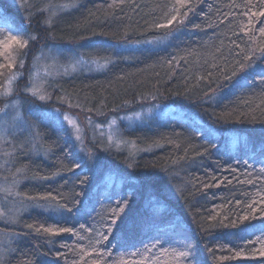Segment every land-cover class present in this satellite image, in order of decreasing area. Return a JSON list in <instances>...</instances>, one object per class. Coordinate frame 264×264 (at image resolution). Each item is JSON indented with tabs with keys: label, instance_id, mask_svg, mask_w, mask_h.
Returning <instances> with one entry per match:
<instances>
[{
	"label": "trees",
	"instance_id": "obj_1",
	"mask_svg": "<svg viewBox=\"0 0 264 264\" xmlns=\"http://www.w3.org/2000/svg\"><path fill=\"white\" fill-rule=\"evenodd\" d=\"M261 12L264 0H0V90L31 47L4 42L37 34L26 59L52 62L53 97L96 113L147 100L187 112L120 123L121 142L102 150L110 186L23 92L17 126L12 110L0 118V264H264V58L235 81L264 53Z\"/></svg>",
	"mask_w": 264,
	"mask_h": 264
},
{
	"label": "rangeland",
	"instance_id": "obj_2",
	"mask_svg": "<svg viewBox=\"0 0 264 264\" xmlns=\"http://www.w3.org/2000/svg\"><path fill=\"white\" fill-rule=\"evenodd\" d=\"M1 1L6 4L9 2V0ZM11 1L16 2V0ZM24 23L26 27L31 26L32 31L39 32L36 28V23H32L30 20H26ZM35 36L37 37L38 35L36 34ZM37 40L38 37L31 43L29 39L27 47H23L24 49H28L29 44H31L29 50H26L28 51L26 56L19 60V62L16 63L15 61L12 64V72L10 71L11 73L5 86L0 90V118L3 115V119L5 120L11 118L12 110L15 112V120L11 125L14 124L17 126L19 118L16 119L18 116L16 105L21 104L23 92L28 94V97L31 95L32 98H35L33 104L30 102L32 106H40V103H43V106L48 108L47 110H49V113L51 112V116L57 120L58 124L68 128L72 132L78 144V150L83 154L82 157L92 165L91 168H93L95 176L99 174L102 180L104 178L103 184L111 186L117 181L116 176L108 173L107 170L108 167L110 168L116 165L102 150L105 146L117 145L121 142V136L119 135L121 130L120 123L125 122L134 125L143 122L144 119L150 121L171 113L181 115L187 113L186 110L175 107L172 104H159L149 100L138 103L134 106L135 108L128 112L116 111L111 113H96L94 111L78 110L75 104L71 103L69 100L53 97L48 89L49 75H53L57 72L54 71L51 64L52 62L44 58L45 54L41 58L34 59L37 53L36 50L42 44V42L38 43ZM32 52H36L32 54L34 58L27 60L26 58L29 57ZM50 54L52 55V53ZM263 58L264 53H254L249 63L238 73L235 81L243 80L251 73L255 72V70L259 71L258 69L263 68L261 64ZM55 59L58 61V56H56ZM78 66H80V64H78ZM25 69L28 71L27 76H25ZM41 97H43V99H41ZM139 106L141 109L138 108ZM1 125L4 124L1 123ZM5 128H7V126H5ZM133 146L134 145L131 144V150L136 149L135 146ZM3 241H5V239L3 236H0V244Z\"/></svg>",
	"mask_w": 264,
	"mask_h": 264
},
{
	"label": "snow or ice",
	"instance_id": "obj_3",
	"mask_svg": "<svg viewBox=\"0 0 264 264\" xmlns=\"http://www.w3.org/2000/svg\"><path fill=\"white\" fill-rule=\"evenodd\" d=\"M253 15H256V14L253 13ZM259 15L260 16H264V12L259 13ZM173 19H175V18H173ZM169 23H171V21ZM261 32L264 33V29H261ZM29 39L30 40H35V39H37V37L36 36H31V37L24 38V39H22L19 35H14V36L9 37L8 40L4 42V47H5L6 52H7V49L12 48L13 45H17V46H19L21 48L27 47ZM9 66H11V65H9ZM41 99H43V97H41ZM76 166L79 167L78 164ZM53 199H55V198L53 197ZM60 207L64 208L65 206L64 205H60ZM125 207H127V203L126 202H125L124 205L119 206L118 209H113L112 210V218L110 220L109 227H108V231L109 232L113 231V226L116 225L119 222L120 213L124 212ZM66 211L71 212L72 208L71 207H67ZM245 219H247V217H245ZM37 230L39 231V229H37ZM43 231L45 233H49L51 235H58L60 233H71L72 229L71 228H67V227H45L43 229ZM102 235H104L105 239L108 238L107 235H105L103 233H102ZM133 254H135V253H133ZM179 255L181 257L186 258V259H191V260L195 261V256L192 255L191 250L181 251L179 253ZM236 255L240 256V255H242V253H237ZM259 255L260 256H264V248H261L259 250Z\"/></svg>",
	"mask_w": 264,
	"mask_h": 264
}]
</instances>
